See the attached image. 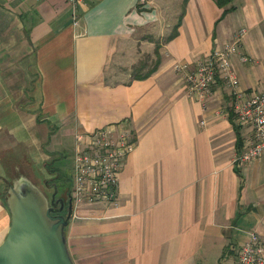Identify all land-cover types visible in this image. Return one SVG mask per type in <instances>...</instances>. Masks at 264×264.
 I'll return each instance as SVG.
<instances>
[{"label": "crops", "instance_id": "obj_1", "mask_svg": "<svg viewBox=\"0 0 264 264\" xmlns=\"http://www.w3.org/2000/svg\"><path fill=\"white\" fill-rule=\"evenodd\" d=\"M231 5L82 0L73 25L66 0H0V186L8 172L50 183L76 133L125 123L135 142L116 200L73 211L74 264H234L251 232L264 240V155L236 165L253 128L233 87L220 73L200 101L174 69L246 28L239 89L264 91V0ZM9 224L0 198V243Z\"/></svg>", "mask_w": 264, "mask_h": 264}, {"label": "built area", "instance_id": "obj_2", "mask_svg": "<svg viewBox=\"0 0 264 264\" xmlns=\"http://www.w3.org/2000/svg\"><path fill=\"white\" fill-rule=\"evenodd\" d=\"M66 1L72 7L73 25H76V9L82 0ZM152 1L137 0V5L145 8ZM246 34V28L240 29L234 40L217 46L211 55L197 59L193 67L185 62H178L174 67L188 95L197 100L204 101L211 95L220 73L233 87L236 119L240 124H250L253 128L252 138L236 158L238 167L264 155V91H241L234 69L233 59L237 54L242 62L251 61L248 55L240 53ZM134 145L125 123L75 134L71 186L73 211L81 205L112 203L116 200L117 174ZM234 264H264V240L256 232H251L249 239L243 242Z\"/></svg>", "mask_w": 264, "mask_h": 264}, {"label": "water", "instance_id": "obj_3", "mask_svg": "<svg viewBox=\"0 0 264 264\" xmlns=\"http://www.w3.org/2000/svg\"><path fill=\"white\" fill-rule=\"evenodd\" d=\"M16 173L3 200L10 224L0 243V264H74L65 232L73 214L71 183L48 196L27 173Z\"/></svg>", "mask_w": 264, "mask_h": 264}, {"label": "rangeland", "instance_id": "obj_4", "mask_svg": "<svg viewBox=\"0 0 264 264\" xmlns=\"http://www.w3.org/2000/svg\"><path fill=\"white\" fill-rule=\"evenodd\" d=\"M153 63V62H152ZM214 87V86H213ZM213 91V90H212ZM212 94V93H211ZM210 96V95H209ZM208 96V97H209ZM61 161L60 162H55L52 164V167L53 168H56V167H60L61 168V172H56L53 176L54 178L52 179V182L56 184V187L58 189H60L61 187H65L66 189L67 186L70 185L71 183V178H72V171H73V165L71 167V156H70V152L67 153V156L63 159L61 158L60 159ZM35 174L36 175H39L40 173L37 172V169L35 171ZM17 176V173L16 172H8V179L9 181L16 177ZM52 176V177H53ZM63 178H65L63 180ZM40 188L49 196L52 192V187H50V183L46 184V183H43V181L41 183H37ZM67 193V191H66Z\"/></svg>", "mask_w": 264, "mask_h": 264}, {"label": "trees", "instance_id": "obj_5", "mask_svg": "<svg viewBox=\"0 0 264 264\" xmlns=\"http://www.w3.org/2000/svg\"><path fill=\"white\" fill-rule=\"evenodd\" d=\"M216 2H217V4L220 6V7H226V9H225V11H229V10H232V9H234V6L233 5H231L232 3H233V1L234 0H215ZM177 28V25L174 27V29H173V31L175 30ZM173 36V35H172ZM171 36H168L167 37V39L168 38H170ZM156 50H157V47L155 48ZM156 54H157V52H156ZM156 58H157V56H156ZM156 62H157V60H156ZM155 67H153V69H154ZM152 69V70H153ZM143 76H145V75H143ZM142 75L141 76H139V77H143ZM2 180V185L0 186V198L2 199V200H4V197H5V195H6V187H7V185L9 184V179L8 178H6V179H4V178H2L1 179ZM51 182H52V179L50 180ZM46 184H48V183H46ZM49 185V184H48ZM66 191V190H65ZM64 194H66V193H64ZM3 203H4V201H3Z\"/></svg>", "mask_w": 264, "mask_h": 264}, {"label": "flooded vegetation", "instance_id": "obj_6", "mask_svg": "<svg viewBox=\"0 0 264 264\" xmlns=\"http://www.w3.org/2000/svg\"><path fill=\"white\" fill-rule=\"evenodd\" d=\"M53 186V187H52ZM50 187H52V192H53V190H54V188L56 187V184L55 183H53V182H50ZM51 192V193H52ZM66 197V194H64L63 196H62V194H60V193H58L57 194V197H63V198H65Z\"/></svg>", "mask_w": 264, "mask_h": 264}]
</instances>
